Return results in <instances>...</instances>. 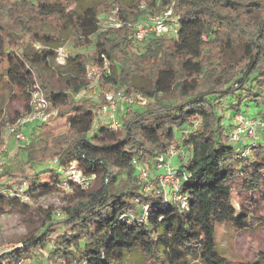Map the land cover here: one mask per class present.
I'll return each mask as SVG.
<instances>
[{
    "label": "trees",
    "instance_id": "1",
    "mask_svg": "<svg viewBox=\"0 0 264 264\" xmlns=\"http://www.w3.org/2000/svg\"><path fill=\"white\" fill-rule=\"evenodd\" d=\"M166 8L177 33L138 42L134 26ZM115 9L125 25L100 31L99 17ZM59 49L68 72L56 84L45 72L57 70ZM4 61L26 112L38 84L51 116L5 163L0 216L28 207L3 194L16 184L32 200L63 191L66 205L61 220L4 251L0 264H230L216 226L264 227V130L255 142L228 140L243 108L257 107L250 116L264 121V0H0ZM107 92L149 103L119 110L116 128L94 126ZM171 150L184 208L155 179ZM72 163L94 177L86 187L64 174Z\"/></svg>",
    "mask_w": 264,
    "mask_h": 264
},
{
    "label": "built area",
    "instance_id": "2",
    "mask_svg": "<svg viewBox=\"0 0 264 264\" xmlns=\"http://www.w3.org/2000/svg\"><path fill=\"white\" fill-rule=\"evenodd\" d=\"M172 10L166 8L162 10L158 15L150 17L145 22H140L134 26L135 37L138 42H143L148 36H163V35H175L177 33L176 28L171 23ZM125 25L124 20L119 16V10L115 9L109 13H105L99 17L100 31L104 32L109 29H119ZM58 59L66 60V53L63 49L58 50ZM107 63H105V69H107ZM97 76L94 70L89 69L87 76ZM89 78V77H88ZM105 105L98 113L93 125L97 126L102 123V118H106V124L112 128L118 126L117 115L121 108L126 106L144 105L148 99L143 95L136 94H124L122 92L106 93ZM49 101L45 95L44 90L36 84L29 96L28 111L16 120H8L0 111V130L4 137H12L16 142L21 145L28 144L30 142L26 132L29 127L35 123L46 122L51 116L48 113ZM233 129L229 134V142L237 145H242L246 142L257 141L259 139L260 131L264 130V121L258 118L245 115L243 113H236L232 119ZM6 135V136H5ZM176 151L171 150L168 153V157L160 159L159 168L162 172L155 177L156 182L166 193L170 194V197L180 202L181 207H187V197L179 193L180 177L175 171L172 161L176 157ZM5 161L0 162V173L3 172ZM137 173L139 178L146 182L145 190H149V173L143 167H137ZM64 174L67 179L80 184L83 187L88 185V180H93L94 177H86L79 170L76 169L75 164L72 163L65 168ZM25 184H16L13 188L3 189V194L8 196H17L21 201L28 203L32 199L26 195ZM65 189L67 185L65 184ZM19 264H22L20 262Z\"/></svg>",
    "mask_w": 264,
    "mask_h": 264
},
{
    "label": "rangeland",
    "instance_id": "3",
    "mask_svg": "<svg viewBox=\"0 0 264 264\" xmlns=\"http://www.w3.org/2000/svg\"><path fill=\"white\" fill-rule=\"evenodd\" d=\"M65 48L67 50L68 45ZM53 65L57 70L46 71L45 78L58 84L60 83L59 79L65 77L68 71L63 59L56 60ZM7 69V61L2 62L0 64V111L6 119L12 121L22 116L26 109L22 99H18L13 95L16 91L8 81ZM88 77L89 79H95V81L97 79V76L90 75ZM147 103L149 102L147 101L144 105ZM243 110L250 116L256 113L257 107L250 106L243 108ZM226 115L228 118L229 114L227 113ZM101 120L102 125H105L106 118L103 117ZM33 126L28 128L26 134L31 132ZM4 141L3 146L0 148V162H7L13 159L16 149L21 145L8 136L4 137ZM233 145L237 146V144ZM1 175L2 172L0 173V181H3L4 179ZM64 197L65 192L63 191L47 193L38 199L28 202V207L25 210L19 207V209L15 208L0 216V254L6 250L23 247L48 222L61 220L63 217L62 208L66 205ZM259 203V210L264 214V199ZM216 239L220 254L225 256L230 261V264H239L264 257L263 226L236 233L229 225L220 224L216 226Z\"/></svg>",
    "mask_w": 264,
    "mask_h": 264
}]
</instances>
